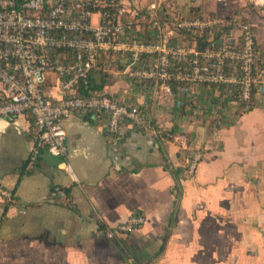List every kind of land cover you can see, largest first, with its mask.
<instances>
[{"label": "crops", "instance_id": "crops-1", "mask_svg": "<svg viewBox=\"0 0 264 264\" xmlns=\"http://www.w3.org/2000/svg\"><path fill=\"white\" fill-rule=\"evenodd\" d=\"M206 1L179 3L217 13L201 8ZM254 30L264 46V27ZM103 90L138 104L153 128L122 122L113 144L102 123L73 113L62 121L65 157L43 150L28 165L31 118L0 117V184L13 195L0 197V264H264V101L241 111L221 90L201 87L178 108L120 78ZM168 130L184 133L187 148L165 139ZM195 151L202 159L187 175ZM55 185L66 188L65 202L49 197ZM134 212L145 217L140 227L104 235L101 225Z\"/></svg>", "mask_w": 264, "mask_h": 264}, {"label": "built area", "instance_id": "built-area-1", "mask_svg": "<svg viewBox=\"0 0 264 264\" xmlns=\"http://www.w3.org/2000/svg\"><path fill=\"white\" fill-rule=\"evenodd\" d=\"M218 1L221 9L235 7L201 16V10L184 11L179 0H0V117L31 118L28 165L43 150L65 157L62 121L73 113L102 123L113 144L122 122L153 128L138 104L91 90L96 72L151 87L178 108L193 101L201 87L221 90L241 111L263 102L264 46L256 43L255 25L238 8L262 12L264 0ZM51 75L57 97L46 91ZM164 137L187 148L184 133L168 130ZM201 159V151L191 153L184 172L192 175ZM63 168L77 182L70 163L64 160ZM48 195L67 200L59 185ZM0 197L11 201L13 195L0 184ZM144 222V215L134 212L114 226L104 224L103 232L114 238ZM261 238L264 244V227Z\"/></svg>", "mask_w": 264, "mask_h": 264}, {"label": "rangeland", "instance_id": "rangeland-1", "mask_svg": "<svg viewBox=\"0 0 264 264\" xmlns=\"http://www.w3.org/2000/svg\"><path fill=\"white\" fill-rule=\"evenodd\" d=\"M224 2L226 3L227 1L225 0ZM229 3L230 2H228V4ZM222 4H223V2H220L218 0H211V1L208 0V1H206L205 4L202 3L200 5H201V8L212 9V10H214L216 12L218 11V13H230L229 10H231V8L235 7L234 5L231 4V5L228 6V8L225 7V10H224L223 8L221 9ZM243 4H245V2H243ZM250 9L251 8L247 7L246 5L240 6L238 8L239 13L241 11L245 12L246 15L248 16V18L250 19L251 23H253L257 28L264 27V11H262V12H258L257 10H251L250 11Z\"/></svg>", "mask_w": 264, "mask_h": 264}, {"label": "trees", "instance_id": "trees-1", "mask_svg": "<svg viewBox=\"0 0 264 264\" xmlns=\"http://www.w3.org/2000/svg\"><path fill=\"white\" fill-rule=\"evenodd\" d=\"M196 13H199V8L197 6L190 7V14H196ZM203 13H205V12L204 11L200 12L199 15L202 16ZM243 19H246V18L244 17ZM255 39H256V43H258L256 33H255ZM109 81H110V79L108 78V76L106 74L96 72L95 75L93 76L92 80H91L90 89L91 90H101V89H103L105 84L109 83ZM174 173L176 174L177 171H174ZM101 228L103 231V225H101Z\"/></svg>", "mask_w": 264, "mask_h": 264}]
</instances>
